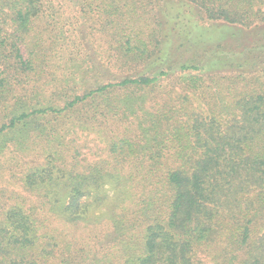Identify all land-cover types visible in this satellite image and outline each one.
<instances>
[{"label":"trees","instance_id":"1","mask_svg":"<svg viewBox=\"0 0 264 264\" xmlns=\"http://www.w3.org/2000/svg\"><path fill=\"white\" fill-rule=\"evenodd\" d=\"M44 137L0 264H264V0H0V154Z\"/></svg>","mask_w":264,"mask_h":264},{"label":"rangeland","instance_id":"2","mask_svg":"<svg viewBox=\"0 0 264 264\" xmlns=\"http://www.w3.org/2000/svg\"><path fill=\"white\" fill-rule=\"evenodd\" d=\"M233 38V39H232ZM227 38V42L237 43L238 41L245 40L241 34L238 36H232ZM187 55V54H183ZM164 84H169L166 81ZM159 91L154 92L153 99L149 100V106L153 105L154 109L157 110L160 103L163 100L164 88H159ZM68 120V126L74 127V130L68 134L69 138H74L75 144L79 148V157L84 164L95 163L105 157H108V145L107 138L103 129L93 127H80L76 126L77 118L71 117ZM123 129L131 130L129 124L121 123L119 127ZM54 143L49 138H40L34 144L27 147H19L14 149H6L0 154V211L7 201L20 199L22 197L28 198L30 201L36 200V195L23 186V173L29 169L32 165L39 163H45L52 159L51 147ZM105 194L110 196V200H107V204L101 207H95L96 213L105 211L110 207L112 203L117 201L118 193H116L111 186L105 187ZM91 198V197H90ZM90 198H84L91 201ZM211 259V258H210ZM208 264H212L211 260H207ZM214 264V263H213Z\"/></svg>","mask_w":264,"mask_h":264}]
</instances>
